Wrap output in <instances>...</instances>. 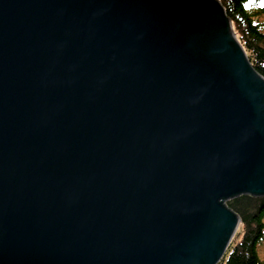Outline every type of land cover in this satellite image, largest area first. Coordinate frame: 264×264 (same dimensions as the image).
Instances as JSON below:
<instances>
[{
  "label": "water",
  "instance_id": "95a60500",
  "mask_svg": "<svg viewBox=\"0 0 264 264\" xmlns=\"http://www.w3.org/2000/svg\"><path fill=\"white\" fill-rule=\"evenodd\" d=\"M241 194L264 78L219 0H0V264H218Z\"/></svg>",
  "mask_w": 264,
  "mask_h": 264
},
{
  "label": "trees",
  "instance_id": "16d2710c",
  "mask_svg": "<svg viewBox=\"0 0 264 264\" xmlns=\"http://www.w3.org/2000/svg\"><path fill=\"white\" fill-rule=\"evenodd\" d=\"M254 69L264 78V0H219ZM226 205L241 220V237L234 238L218 264H264V197L241 194ZM240 234L237 232V235Z\"/></svg>",
  "mask_w": 264,
  "mask_h": 264
},
{
  "label": "rangeland",
  "instance_id": "374dc122",
  "mask_svg": "<svg viewBox=\"0 0 264 264\" xmlns=\"http://www.w3.org/2000/svg\"><path fill=\"white\" fill-rule=\"evenodd\" d=\"M230 22H231V21H230ZM231 25H232V24H231ZM256 197H257V196H256ZM261 197H264V196H261ZM240 237H241V235H240ZM259 253H260L262 259L264 260V244H262V245L259 246Z\"/></svg>",
  "mask_w": 264,
  "mask_h": 264
},
{
  "label": "snow or ice",
  "instance_id": "6c2138e0",
  "mask_svg": "<svg viewBox=\"0 0 264 264\" xmlns=\"http://www.w3.org/2000/svg\"><path fill=\"white\" fill-rule=\"evenodd\" d=\"M262 7H264V6H262Z\"/></svg>",
  "mask_w": 264,
  "mask_h": 264
}]
</instances>
